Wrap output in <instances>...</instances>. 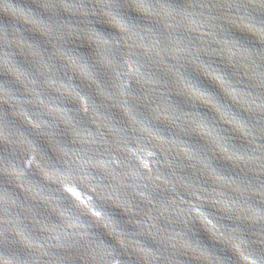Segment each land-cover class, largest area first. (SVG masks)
<instances>
[{
  "label": "water",
  "instance_id": "95a60500",
  "mask_svg": "<svg viewBox=\"0 0 264 264\" xmlns=\"http://www.w3.org/2000/svg\"><path fill=\"white\" fill-rule=\"evenodd\" d=\"M0 264H264V0H0Z\"/></svg>",
  "mask_w": 264,
  "mask_h": 264
}]
</instances>
